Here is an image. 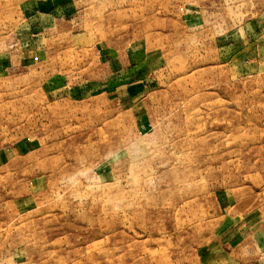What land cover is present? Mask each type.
Here are the masks:
<instances>
[{"label": "rangeland", "instance_id": "1", "mask_svg": "<svg viewBox=\"0 0 264 264\" xmlns=\"http://www.w3.org/2000/svg\"><path fill=\"white\" fill-rule=\"evenodd\" d=\"M34 2L0 0V264H264V0H68L73 38ZM84 39L137 97L52 95L103 76Z\"/></svg>", "mask_w": 264, "mask_h": 264}, {"label": "crops", "instance_id": "2", "mask_svg": "<svg viewBox=\"0 0 264 264\" xmlns=\"http://www.w3.org/2000/svg\"><path fill=\"white\" fill-rule=\"evenodd\" d=\"M67 1L68 0H36V2L32 4L31 7L33 9L37 8L36 12H38L37 15L39 16L40 22L36 21L35 23L39 22L37 25L40 27V30L44 31V29H48L50 27V32L52 33H65L68 34L69 38L75 37L76 34L73 32V30H75L74 27L76 23L73 12L71 9H69V3ZM31 10L28 9L29 12H27V14L35 15L33 11L31 12ZM42 19H45V21H43ZM46 19L48 20V22H46ZM80 33H82L80 34L81 36H84L86 34L84 32ZM87 42L84 39L83 43L79 42L76 45L79 48L82 47L88 51L87 65L89 66L86 68V71H92L90 63L91 61H93V66H95L93 67V70H95V72L98 74H102L103 76L98 80L93 79V82H90L91 80L87 79L86 77L84 78L83 75H81V79L79 82L73 85H69L66 80L67 76H64L65 74L63 72L58 71L57 77H52L51 79L52 84L49 88L52 90V95H55L54 91H57L56 94H58V96H61V98L67 101H70V99L72 98L78 99L80 97H87V95L89 94L87 93V90L89 91L94 88L99 92L97 97H101L102 100H108L110 104H115L117 106H120L124 96L137 97L138 94L132 91L134 90V87H129V85L124 83V72L127 69H123L126 63H124L123 61V56H119L120 52H117L116 50L115 55L117 58L115 57L113 62V58H110L108 56V52L106 50H102L101 46L96 47L93 44L90 45L89 41ZM71 44L75 45L76 43L71 40ZM92 57L93 60H91ZM51 60V65L53 68L55 65L59 64V59L51 58ZM41 64H43V62H41ZM96 65H98V67H96ZM153 65H155V60ZM79 72L80 71H77V73ZM127 74L129 73L126 71L125 75ZM54 78L56 81L54 80ZM41 80L43 81L42 77ZM137 86L139 87L137 88L138 91L139 89H144L146 87V85H142L141 82H138ZM130 91H132L131 94ZM124 92L126 93L124 94Z\"/></svg>", "mask_w": 264, "mask_h": 264}]
</instances>
